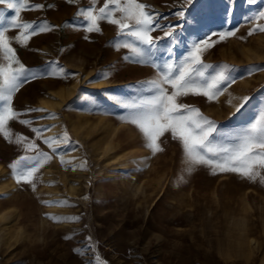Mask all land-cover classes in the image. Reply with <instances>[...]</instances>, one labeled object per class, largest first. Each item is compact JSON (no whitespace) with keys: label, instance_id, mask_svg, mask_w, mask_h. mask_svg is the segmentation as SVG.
Wrapping results in <instances>:
<instances>
[{"label":"rangeland","instance_id":"374dc122","mask_svg":"<svg viewBox=\"0 0 264 264\" xmlns=\"http://www.w3.org/2000/svg\"><path fill=\"white\" fill-rule=\"evenodd\" d=\"M28 2L44 7L23 10L22 21L54 27L32 36L26 46L12 40L35 78L13 97L21 115L7 125L11 140L0 134V264H89L95 255L106 264H264V183L232 172L213 175L205 166L188 173L181 145L170 133L160 138L164 150L152 155L138 129L121 121L124 110L116 101L133 97L155 69L124 60L130 53L113 47L115 25L101 21V32L86 30L79 13L91 0ZM140 2L160 14L162 26L184 25L176 29L172 54L182 56L197 39L191 21L184 24L174 14L184 0ZM103 3L97 0L96 8ZM0 10L5 20L14 14L5 5ZM188 10L201 20V38L236 31L224 40L212 36L210 42H218L202 57L213 66L208 75L230 66L221 94L212 101L187 95L178 102L198 108L225 133L239 131L264 108V71L249 73L250 66L264 65V32L248 35L255 24L264 26V20H252L264 11V0H194ZM61 67L72 75L60 73ZM104 71L107 78L100 75ZM244 96L250 99L237 112ZM49 127L43 137L62 138L65 132L70 137L55 145V155L32 131ZM16 134L52 155L36 173L35 190L17 183L9 167L21 156L35 155ZM56 201L66 203H45ZM88 237L93 248L74 252L86 248Z\"/></svg>","mask_w":264,"mask_h":264},{"label":"snow or ice","instance_id":"6c2138e0","mask_svg":"<svg viewBox=\"0 0 264 264\" xmlns=\"http://www.w3.org/2000/svg\"><path fill=\"white\" fill-rule=\"evenodd\" d=\"M193 3L194 0H184L180 10L174 13L184 21V24H188L190 20L192 32L197 36L179 58L172 54L179 40L176 29L183 28L184 25L162 26L159 23L160 14L151 5L140 0H104L103 6L98 9L97 0H91L90 6L82 9L79 15L84 18L88 32H101V21L115 25L117 34L113 47L128 49L130 53L124 57V60L155 69V76L142 82L133 97L116 101L124 110V114L120 117L121 121L130 123L138 129L144 139V147L149 149L152 155L164 150L160 138L165 133H170L172 139L181 145L188 173L197 166H205L213 175L217 171L232 172L254 182L259 178V181L264 183V175H261V171L264 170V108L257 113L252 122L239 131L225 133L215 121L203 116L198 108L178 102L180 97L187 95H202L209 101L214 100L224 90L221 86L228 80L230 71V66L223 65L215 69L214 74L208 75L209 69L213 66L205 64L202 57L218 42H210L212 36L224 40L235 35L236 30L226 29L219 33H205L201 38L199 35L201 20L188 10ZM0 5H5L14 13L10 20H5V12L0 10V21L5 24L0 28V134L5 139L11 140L13 133L7 125L21 115L12 106L13 97L24 83L35 78V73L17 57L16 49L12 47V40L26 46L32 36L50 31L54 26L49 25L47 21L35 23L21 20L23 10L42 9L44 7L42 4H30L28 0H0ZM252 20H264V11H260ZM9 28L18 30L14 38L7 35ZM157 30L163 35L153 36L152 33ZM256 31L264 32V26L255 24L248 35ZM254 71H264V65L250 66L249 73ZM59 72L65 76L72 75L66 73L62 67L59 68ZM100 75L107 78L109 72L104 71ZM249 99L248 96L240 98L236 111L239 112ZM27 111L43 110L27 109ZM48 116L56 118L54 113H48ZM19 122L25 125L31 124L28 120ZM45 130L51 129L50 127L32 129L36 137L42 138L43 142L52 149V155H55V145L69 140L70 137L66 132L62 138L43 137L42 133ZM16 140L25 145V151L31 149L35 155L21 156L9 167L13 170L17 183L30 184L35 190L36 173L45 162L52 159V155L40 151L36 143L29 141L27 137L16 134ZM61 163H65L62 157ZM45 203L61 205L66 202ZM50 218L57 221L63 219ZM86 240L88 241L86 248H76L74 252L83 255L85 251L92 249L91 238L88 237ZM89 264H106V262L99 255H95Z\"/></svg>","mask_w":264,"mask_h":264}]
</instances>
